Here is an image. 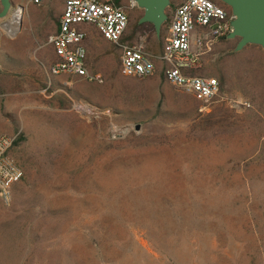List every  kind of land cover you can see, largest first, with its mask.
Instances as JSON below:
<instances>
[{
    "label": "rangeland",
    "instance_id": "374dc122",
    "mask_svg": "<svg viewBox=\"0 0 264 264\" xmlns=\"http://www.w3.org/2000/svg\"><path fill=\"white\" fill-rule=\"evenodd\" d=\"M12 1L26 14L0 21V135L24 178L0 198V264H264V50L216 40L192 72L221 86L201 111L159 60L142 79H47L67 0ZM120 6L127 41L161 56L168 23L148 37Z\"/></svg>",
    "mask_w": 264,
    "mask_h": 264
},
{
    "label": "built area",
    "instance_id": "2783aa9c",
    "mask_svg": "<svg viewBox=\"0 0 264 264\" xmlns=\"http://www.w3.org/2000/svg\"><path fill=\"white\" fill-rule=\"evenodd\" d=\"M39 2V1H38ZM131 7L136 8L131 0ZM231 11L214 0H186L175 6L168 15V34L163 53L148 55L142 46L131 45L130 19L122 6L112 0H67L60 16L57 32L49 38L57 61L51 68L54 76L67 75L101 82L90 74L87 66L85 26H94L100 35L122 49V75L142 79L153 76L157 63H164L168 83L181 88L205 105L220 93L216 78L193 75L201 57L218 39L230 32ZM16 136H0V198L10 205L15 186L24 178V171L13 156Z\"/></svg>",
    "mask_w": 264,
    "mask_h": 264
},
{
    "label": "water",
    "instance_id": "95a60500",
    "mask_svg": "<svg viewBox=\"0 0 264 264\" xmlns=\"http://www.w3.org/2000/svg\"><path fill=\"white\" fill-rule=\"evenodd\" d=\"M214 1L226 6L231 11L233 19L230 23V32L225 38L238 40L235 52H240L248 46H257L264 50V0ZM132 2L142 11L138 25H152L157 39L160 40L163 28L168 22L167 11L172 6L171 0H132ZM0 5V21H6V25L13 22H9L11 18L16 21L17 15L13 16V1L0 0ZM19 24H22V18H20Z\"/></svg>",
    "mask_w": 264,
    "mask_h": 264
},
{
    "label": "crops",
    "instance_id": "0c3cea01",
    "mask_svg": "<svg viewBox=\"0 0 264 264\" xmlns=\"http://www.w3.org/2000/svg\"><path fill=\"white\" fill-rule=\"evenodd\" d=\"M22 7L23 6H20L17 8V10H14L13 16L17 14H22L21 15L22 19H25L26 11L24 7H23V10H21ZM11 21H15V20L11 18L9 22ZM5 23L6 21H2L1 25H4L8 29L14 26L13 22L9 23L8 25H6ZM84 29L87 32V39L85 41V47L87 49V66H88V70L90 74L96 77L111 78L112 73L115 71L119 72V68L122 65V54L120 57V65L119 66L113 65L116 59V56H117V51L115 50V47L116 48L117 47L120 48V47L105 40L94 26L89 25L87 28H84ZM120 50L122 51L121 48ZM46 56H45L46 59H49V61H52L51 65H48L50 71L48 72V70L45 68L46 66L44 65H43V68L45 69L46 78L51 79L49 76V73L51 74V68L57 61V56L55 54L54 49L51 53H49ZM98 57H100V59ZM161 63L164 65L163 62ZM64 76H67V75H64ZM68 77L78 78V77H72V76H68ZM207 78H212V77H207Z\"/></svg>",
    "mask_w": 264,
    "mask_h": 264
},
{
    "label": "trees",
    "instance_id": "16d2710c",
    "mask_svg": "<svg viewBox=\"0 0 264 264\" xmlns=\"http://www.w3.org/2000/svg\"><path fill=\"white\" fill-rule=\"evenodd\" d=\"M113 3L116 5V6H120V0H114ZM218 3V2H217ZM220 4V3H218ZM222 5V4H220ZM224 6V5H222ZM226 7V6H224ZM227 8V7H226ZM135 30L138 32V31H143V33H145L146 35H148V37H154L155 36V31H154V28L152 25L150 24H144V25H141V26H136ZM228 35V33H227ZM226 36L222 37V38H225ZM18 144V142H16L15 146Z\"/></svg>",
    "mask_w": 264,
    "mask_h": 264
},
{
    "label": "bare ground",
    "instance_id": "6f19581e",
    "mask_svg": "<svg viewBox=\"0 0 264 264\" xmlns=\"http://www.w3.org/2000/svg\"><path fill=\"white\" fill-rule=\"evenodd\" d=\"M22 14H17V19H16V21H13V24L14 25H17V24H19V20H20V18H22V16H21ZM11 25V24H10ZM12 26V25H11Z\"/></svg>",
    "mask_w": 264,
    "mask_h": 264
},
{
    "label": "flooded vegetation",
    "instance_id": "af4514ba",
    "mask_svg": "<svg viewBox=\"0 0 264 264\" xmlns=\"http://www.w3.org/2000/svg\"><path fill=\"white\" fill-rule=\"evenodd\" d=\"M21 10H23V9L21 8Z\"/></svg>",
    "mask_w": 264,
    "mask_h": 264
}]
</instances>
